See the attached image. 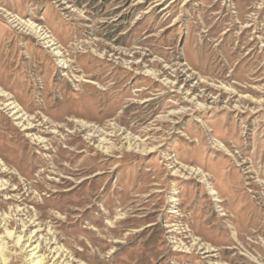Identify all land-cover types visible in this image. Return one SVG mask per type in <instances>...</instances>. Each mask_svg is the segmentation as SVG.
<instances>
[{"label": "rangeland", "instance_id": "rangeland-1", "mask_svg": "<svg viewBox=\"0 0 264 264\" xmlns=\"http://www.w3.org/2000/svg\"><path fill=\"white\" fill-rule=\"evenodd\" d=\"M0 88L8 264H264V0H0Z\"/></svg>", "mask_w": 264, "mask_h": 264}, {"label": "bare ground", "instance_id": "bare-ground-1", "mask_svg": "<svg viewBox=\"0 0 264 264\" xmlns=\"http://www.w3.org/2000/svg\"><path fill=\"white\" fill-rule=\"evenodd\" d=\"M28 25H30L33 31L36 32L41 37V39L45 40V43L49 44V46H53L56 44L54 43L52 36L49 35V32H47L45 29H43L39 25H34L33 23H30ZM54 49L56 50V54L60 55V51H58L57 48H54ZM0 93H3L5 95V93L3 92L1 88H0ZM6 107L10 110L11 114L15 117L16 120L23 119L24 115L22 114V110L15 101L8 100L6 102ZM129 145L135 146V147L139 146V144L133 143L132 141L129 142ZM196 172L198 174L200 173L203 179H205L206 175H204L203 171H201L200 169L199 170L197 169L196 171H194V173ZM6 230H7L6 233L9 238L14 236L13 242L15 246L19 247V249L21 250V253L23 254L26 264H65L66 260H62V258L64 257V251L62 250L61 247H53V245L55 244V241L52 242L51 239L49 243H47L46 245L49 253L47 255L45 254L38 255V253L42 252L43 249L45 248L41 238L40 237L37 238L40 235V227L38 229L31 231V234H29V236L27 235V238H26V234L15 236L13 232L8 231L7 228ZM7 248L8 247L6 243L2 240V242H0V264H8L9 258L6 255ZM66 264H70V262H66Z\"/></svg>", "mask_w": 264, "mask_h": 264}]
</instances>
